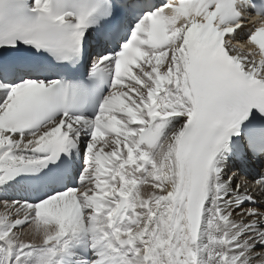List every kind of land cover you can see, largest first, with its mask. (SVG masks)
I'll return each mask as SVG.
<instances>
[{
  "label": "snow or ice",
  "instance_id": "6c2138e0",
  "mask_svg": "<svg viewBox=\"0 0 264 264\" xmlns=\"http://www.w3.org/2000/svg\"><path fill=\"white\" fill-rule=\"evenodd\" d=\"M0 264H264V0H0Z\"/></svg>",
  "mask_w": 264,
  "mask_h": 264
}]
</instances>
